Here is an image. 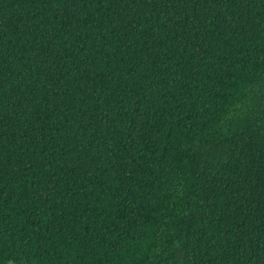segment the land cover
Listing matches in <instances>:
<instances>
[{
  "label": "trees",
  "instance_id": "1",
  "mask_svg": "<svg viewBox=\"0 0 264 264\" xmlns=\"http://www.w3.org/2000/svg\"><path fill=\"white\" fill-rule=\"evenodd\" d=\"M0 264H264V0H0Z\"/></svg>",
  "mask_w": 264,
  "mask_h": 264
}]
</instances>
